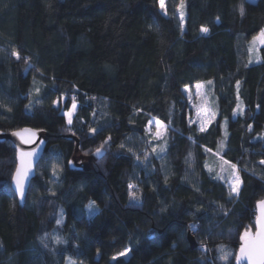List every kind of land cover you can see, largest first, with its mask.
<instances>
[{
  "label": "trees",
  "instance_id": "16d2710c",
  "mask_svg": "<svg viewBox=\"0 0 264 264\" xmlns=\"http://www.w3.org/2000/svg\"><path fill=\"white\" fill-rule=\"evenodd\" d=\"M166 1L167 15L159 0H0V264H238L264 200V45L249 52L264 0ZM198 84L203 131L186 93ZM25 128L46 147L21 203L8 136Z\"/></svg>",
  "mask_w": 264,
  "mask_h": 264
},
{
  "label": "snow or ice",
  "instance_id": "6c2138e0",
  "mask_svg": "<svg viewBox=\"0 0 264 264\" xmlns=\"http://www.w3.org/2000/svg\"><path fill=\"white\" fill-rule=\"evenodd\" d=\"M159 6L162 10H165V0H159ZM183 8V3L181 2L179 9H177L178 11L181 10ZM165 14L166 10H165ZM240 14L243 16L244 14V9L241 6L240 8ZM181 22L183 21V13L181 12ZM201 32L207 33L208 29L202 27L201 28ZM260 44V45H264V30H261L260 33L257 36H254L252 41H251V47L249 48V52H254L255 49V45L256 44ZM17 60L21 59V56L19 55V53L17 52H13L12 53ZM251 59L249 60V63H251ZM31 67V65H29V68ZM28 69L26 68L25 71H27ZM208 83H211V81H209ZM197 87H202V85H197ZM237 87H239V82H237ZM187 90V89H186ZM35 91L37 92V94L39 93V88L35 89ZM95 99V98H93ZM77 109V104L75 102V98H73L72 104H71V109L66 111L64 113V115L67 116L68 118V124L71 125L73 122V115L75 113ZM9 111H11V109H8ZM151 123V122H149ZM157 124L159 125L160 122L157 121ZM251 127V126H249ZM201 131L204 130L203 127H201L200 129ZM90 131H92L93 133L96 132L95 128H91ZM14 136H17L20 138V141L22 143H30L33 142L32 138L35 136V132H33L32 129H22L16 132H13ZM155 138L159 139L161 138V132L158 130L155 133ZM111 138L109 137L107 140H105L99 147H97L95 149V155L98 158H102L104 156V147L106 144H108V141ZM121 148L124 147L123 144L120 145ZM153 152L156 151V149L153 147L152 149ZM163 151V149H162ZM208 151H211L210 149H208ZM36 155L35 151H29V152H24V151H19L18 153V159H19V166L16 168L15 170V174L13 176V181L15 183V189L17 191V193L20 195L21 198H23L24 196V181L25 179H27L28 173L31 171L32 169V159L33 157ZM218 155V153H217ZM148 159V155L147 153H145L144 155V160ZM137 160H140V157L137 156ZM143 162V161H141ZM260 164L264 165V160H261L259 162ZM223 165H228V168L225 169L223 167ZM55 168V166H53ZM209 171L211 172L212 169L209 168ZM224 171H228L229 173V179H228V183L230 186V192L232 193H239L240 190V185L242 183V181L240 180V176L239 173L236 169V165L235 164H229V162L227 160H223L222 161V166H221V172ZM55 174V172H54ZM224 178V177H221ZM128 189H129V198L131 201H139L140 200V196L138 195V188L137 185L135 183L129 182L128 183ZM135 189V191H134ZM258 208L260 209V214L256 219V232L255 234H252L251 231H245L243 233V235L241 236V247L239 250V255L236 257L237 261H243V260H247L249 262V264H264V200H261L258 202ZM88 208V212L89 214H91L93 212V210H98L96 209L95 206V202L94 201H90L89 204L87 205ZM60 215H61V219H57L56 223L59 225L62 223V217H63V209L60 210ZM55 242L57 244H62V243H66V241H64L62 238L60 237H54ZM131 251L130 248H125L123 251H120L117 255L113 256L112 259L113 260H117L120 257H126L128 255V253ZM221 252L223 253L224 250L221 249ZM222 258H226L225 256H222ZM69 264H74L73 261L69 260Z\"/></svg>",
  "mask_w": 264,
  "mask_h": 264
},
{
  "label": "rangeland",
  "instance_id": "374dc122",
  "mask_svg": "<svg viewBox=\"0 0 264 264\" xmlns=\"http://www.w3.org/2000/svg\"><path fill=\"white\" fill-rule=\"evenodd\" d=\"M251 3H256L258 0H248ZM161 9V8H160ZM179 9V8H178ZM165 10L167 13V1L165 0ZM165 10H162V13L164 15L165 14ZM181 12L182 10H177V15L179 16V18L181 17ZM262 45L260 44H256L255 45V51L253 52V54L256 55L257 50L261 47ZM254 57V55H253ZM252 57V58H253ZM253 62V61H252ZM202 85V87H197V85L187 91V95L189 96L193 109L195 111V118H194V122L201 128L203 127L204 129L208 128L210 123L213 120V111L211 110L210 106H209V102H208V98L206 96V90L203 84H199ZM156 119L151 120V123L149 124V132L153 135V137L155 138V133L159 130L161 132V138L157 139V140H161L165 137L166 133H167V127L160 122V124H157ZM237 169V167H236ZM238 171V169H237ZM239 173V172H238ZM240 176V175H239ZM241 180V179H240Z\"/></svg>",
  "mask_w": 264,
  "mask_h": 264
},
{
  "label": "water",
  "instance_id": "95a60500",
  "mask_svg": "<svg viewBox=\"0 0 264 264\" xmlns=\"http://www.w3.org/2000/svg\"><path fill=\"white\" fill-rule=\"evenodd\" d=\"M33 132H35V136L32 138L33 142H30V143H22L20 141V138L17 137V136H14L13 134H10L8 136V140L13 144V146H14L16 152H17V167L19 166V159H18L19 151H24V152L35 151L36 152V155L32 159V169L28 173L27 179H25V181H24V196H23V198H21L20 195L17 193V191L15 189V183H14V181L12 179L13 192L15 193L16 197L18 198V200L21 203L23 202V200H24V198H25V196H26V194L28 192V189H29V186L31 184V181L33 180V178L35 176L37 166H38L39 162L41 161V159L43 157V154H44V151H45V147H46V139H45V137H43L42 135H40L36 131H33ZM257 205H258V203H257ZM257 205H256V214H257V217H258L259 214H260V209L258 208ZM257 217H256V219H257ZM255 232H256V222H255L254 231H251V233L255 234ZM189 241L191 243L192 248L194 249L196 247V242L194 241V239L192 237L189 238ZM241 244H242V241H241V237H240L239 250H240ZM239 250H238V255H239ZM237 263L238 264H249V262L247 260H243V261H239V262L237 261Z\"/></svg>",
  "mask_w": 264,
  "mask_h": 264
}]
</instances>
